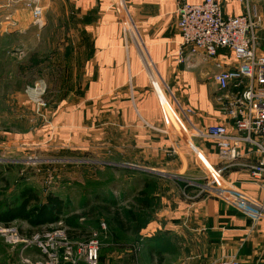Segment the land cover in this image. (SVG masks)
Instances as JSON below:
<instances>
[{
  "label": "crops",
  "instance_id": "obj_1",
  "mask_svg": "<svg viewBox=\"0 0 264 264\" xmlns=\"http://www.w3.org/2000/svg\"><path fill=\"white\" fill-rule=\"evenodd\" d=\"M5 1L0 0V10L7 13L0 16V32L32 26L29 11ZM202 1H72L74 34L67 55L74 58V104L40 112L50 122L40 144L48 142L89 159L115 160L87 164L126 174L117 180V189L101 195L104 200L110 196L124 211L116 214L117 240L102 243L109 250L105 263L212 264L234 256L238 264H264V219L254 226L214 193L204 192L205 166H223L214 145L198 141L197 159L181 137L159 131L188 126L181 113L186 108L193 111L188 120L196 127L231 124L212 80L219 71L216 63L222 61L225 67L228 53L220 51L216 59L197 53L178 61V9L181 3ZM247 2L262 18L257 37L263 42L264 0ZM220 6L225 17L245 12V0H220ZM40 82L46 91L41 79L33 87ZM27 96L34 106L36 95L31 91ZM223 177L255 204L264 202L244 170L227 168Z\"/></svg>",
  "mask_w": 264,
  "mask_h": 264
},
{
  "label": "rangeland",
  "instance_id": "obj_2",
  "mask_svg": "<svg viewBox=\"0 0 264 264\" xmlns=\"http://www.w3.org/2000/svg\"><path fill=\"white\" fill-rule=\"evenodd\" d=\"M72 1L39 0L44 16L41 29L31 26L22 32H0V211L11 202L18 201L23 189H31L39 197V204L44 203L49 194L59 197L64 203V211L55 223L46 226L35 228L20 219L7 225L31 236V240L42 229L54 230L62 225L60 228L64 231H72L64 221L74 215H82L78 221L80 229L74 239L66 238L72 244L54 246L49 257L41 253L36 242L23 249L21 244L5 243L0 236V264H84L82 258L74 257L73 243H85L86 236L94 232L100 245L99 264H109L105 263L109 250H105L102 243L118 238L116 219L119 216L116 214L119 211L122 214L123 208L109 200L110 196H105L107 199L104 200L101 195L105 189H117V180L126 174L87 164L91 160L97 163H115V160L101 156L89 159L86 155L75 154L73 150L49 145L48 142L40 144L43 128L50 122L36 114L27 96V93L31 94L33 84L41 79L46 85L41 96L44 103L42 111L56 112L70 106H64V103L74 104V58L67 55L68 40L74 34ZM22 2L6 0L4 5L21 6L27 10ZM6 14L0 10L1 17ZM3 29L11 28L3 26ZM260 48L264 49L263 42H260ZM198 141L194 143L195 147ZM196 158L201 159L197 155ZM205 183L206 180L204 192L212 193L209 190L211 186L205 187ZM197 191L200 189L194 188V192ZM102 225L105 227L103 230L100 229ZM40 241L44 245L50 244L44 238ZM68 246L70 251L66 249Z\"/></svg>",
  "mask_w": 264,
  "mask_h": 264
},
{
  "label": "built area",
  "instance_id": "obj_3",
  "mask_svg": "<svg viewBox=\"0 0 264 264\" xmlns=\"http://www.w3.org/2000/svg\"><path fill=\"white\" fill-rule=\"evenodd\" d=\"M22 1V6L30 11L31 25L41 29L44 26V16L39 0ZM261 23V16L249 7L247 0L244 14L234 17L222 15L220 0L180 4L176 25L180 35L178 61L183 62L187 55L197 53H203L206 58L211 59H216L220 51H226L229 55L225 67L222 61L216 63L219 71L212 80L222 93L231 124L196 127L188 120L193 111L186 108L181 109V113L188 126L178 125L169 131L159 130L170 137H181L184 146L189 147L195 155L199 154V150L194 146L196 140L209 141L214 145L216 160L223 166L215 170L205 166L208 172L205 187L211 186L209 190L212 193L245 214L254 226L264 219V202L255 204L234 187L232 182L226 181L223 173L227 168L244 170L264 196V49L260 48L257 37V33L262 29ZM42 84L40 82L32 88L33 94L36 95L35 111L39 116L44 107L41 96L45 89ZM230 89L233 90L232 93ZM61 226L54 230L42 229L29 240L31 236L20 233L10 225L1 224L0 236L5 243L21 244L23 249L36 242L35 245L41 248V253L49 257V252L54 246L72 244L66 240L65 231ZM100 229L105 227L102 225ZM42 238L50 244L44 245L40 241ZM97 239L94 232L85 243L74 241V257L82 258L81 262L84 264H99L100 245ZM66 249L70 251L69 246ZM212 264H238V261L236 257L231 256L215 260Z\"/></svg>",
  "mask_w": 264,
  "mask_h": 264
},
{
  "label": "trees",
  "instance_id": "obj_4",
  "mask_svg": "<svg viewBox=\"0 0 264 264\" xmlns=\"http://www.w3.org/2000/svg\"><path fill=\"white\" fill-rule=\"evenodd\" d=\"M5 207L3 211H0V223L7 225L16 219H20L35 228L55 223L65 208L63 201L52 194L47 195L45 202L39 204V197L31 189H23L18 201H13ZM82 218V215H74L64 221V224L72 230L67 229L65 231L67 239H74L78 236L76 233L80 229L78 221ZM116 222L119 226L120 223L117 220ZM19 232L24 234L22 231ZM88 237L89 234L85 239Z\"/></svg>",
  "mask_w": 264,
  "mask_h": 264
},
{
  "label": "bare ground",
  "instance_id": "obj_5",
  "mask_svg": "<svg viewBox=\"0 0 264 264\" xmlns=\"http://www.w3.org/2000/svg\"><path fill=\"white\" fill-rule=\"evenodd\" d=\"M196 154H197V156H198V157H200V158H201V156H200L198 153H196ZM204 161H205V160H204Z\"/></svg>",
  "mask_w": 264,
  "mask_h": 264
}]
</instances>
